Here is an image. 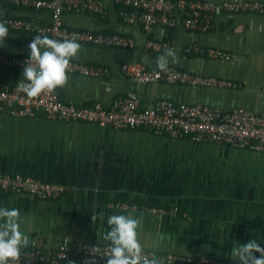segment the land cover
Masks as SVG:
<instances>
[{"label":"crops","instance_id":"0c3cea01","mask_svg":"<svg viewBox=\"0 0 264 264\" xmlns=\"http://www.w3.org/2000/svg\"><path fill=\"white\" fill-rule=\"evenodd\" d=\"M103 1L105 15L66 13L64 25L122 34L135 45L130 49L81 45L74 61L107 68L110 73L102 77L67 74L66 84L57 88L67 103L108 105L121 95L137 92L143 103L168 99L264 113V14L219 15L209 32L188 31L180 23L170 33L168 40L178 62L169 66L235 82L237 89L145 85L125 78L121 67L132 62L157 69L156 58L164 52L146 49L145 42L163 39L162 30L154 28L147 35L140 25L123 21L121 8L113 0ZM230 1L264 5V0ZM4 18L51 21L48 13L0 3V20ZM33 39L8 31L0 52L29 55ZM191 44L225 51L233 59L192 55L184 60L183 50ZM22 79L23 72L0 68L1 84L13 86ZM0 172L66 186L63 197L54 201L0 190V207L19 209L25 220L22 233L43 248H55L64 239L107 244L102 236L109 230L107 218L113 214L143 218L140 239L145 251L232 261L234 246L256 239L264 247V153L156 136L146 130L115 131L93 124L44 117L22 120L0 114ZM111 203L177 209L178 215L157 217L111 209ZM101 212L103 221L98 216ZM93 214H97L94 222Z\"/></svg>","mask_w":264,"mask_h":264},{"label":"built area","instance_id":"2783aa9c","mask_svg":"<svg viewBox=\"0 0 264 264\" xmlns=\"http://www.w3.org/2000/svg\"><path fill=\"white\" fill-rule=\"evenodd\" d=\"M120 6V16L129 25H140L147 35L160 27L163 39L148 38L145 47L152 52L173 49L169 42L170 33L180 23L188 31L206 33L215 27L219 15L231 17L237 14H264L262 3H239L230 0L210 2L202 0H113ZM1 4L18 8L34 9L48 13L51 21L44 24L26 18H4L9 32L29 37L36 35L63 40L75 38L81 45L100 48L130 49L135 41L122 34L97 33L91 30L69 29L64 25L66 13H89L105 15L103 0H0ZM192 55L203 58L231 61V54L191 44L184 48L183 59ZM29 55H14L0 52V68L23 72ZM125 78L136 84H167L216 89H237L235 82L216 77L192 74L175 66L166 71L149 69L141 63H125L121 67ZM107 68H100L72 60L68 75L84 77L108 76ZM0 114L17 119L44 117L63 123L93 124L115 131L146 130L156 136L172 139H189L198 144L227 145L264 153V113H255L244 108L224 109L205 104L176 103L160 99L143 103L137 92L121 95L108 105L101 102L78 106L67 103L60 91L42 94L29 99L18 85L0 83ZM0 190L11 195H28L42 201L59 200L67 188L64 185L43 181L22 174L0 172ZM111 209L143 211L157 217L178 215L177 209L137 206L135 204L111 203ZM26 246L21 249L18 264H105L101 255L107 251V244L80 242L64 239L55 248H43L24 235ZM99 247L100 253L92 255L91 249ZM149 258L155 257L159 264H234L210 257L186 256L173 252L145 251ZM238 264V261L235 262Z\"/></svg>","mask_w":264,"mask_h":264},{"label":"clouds","instance_id":"9594fccd","mask_svg":"<svg viewBox=\"0 0 264 264\" xmlns=\"http://www.w3.org/2000/svg\"><path fill=\"white\" fill-rule=\"evenodd\" d=\"M8 36V28L0 22V46ZM30 54L23 68V79L17 84L27 98L35 99L42 94L54 92L68 80L70 62L78 58L81 44L75 38L53 39L48 36H34L29 44ZM178 62L173 49H167L156 58L159 71H166L170 63ZM103 221L104 213L98 214ZM97 214L92 215V222ZM25 223L17 208L0 207V264H18L21 249L26 246V237L21 231ZM109 230L102 240L107 242V251L102 253L105 264H159L155 258L145 254L140 239L143 218L131 214H113L107 218ZM92 255L100 253L99 247L91 249ZM259 254L257 256L256 254ZM235 264H264V247L256 239L234 246L229 257Z\"/></svg>","mask_w":264,"mask_h":264},{"label":"trees","instance_id":"16d2710c","mask_svg":"<svg viewBox=\"0 0 264 264\" xmlns=\"http://www.w3.org/2000/svg\"><path fill=\"white\" fill-rule=\"evenodd\" d=\"M4 5H5V4H4ZM134 204L137 205V206H139V207L143 206L142 203H134Z\"/></svg>","mask_w":264,"mask_h":264}]
</instances>
